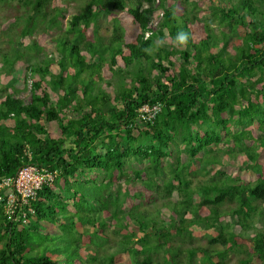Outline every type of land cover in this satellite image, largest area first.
Returning <instances> with one entry per match:
<instances>
[{"label":"trees","instance_id":"16d2710c","mask_svg":"<svg viewBox=\"0 0 264 264\" xmlns=\"http://www.w3.org/2000/svg\"><path fill=\"white\" fill-rule=\"evenodd\" d=\"M9 1L2 64L23 59L21 37L42 58L0 86V178L31 163L55 179L22 205L26 222L0 205V264H264V228L252 239L191 230L224 216L247 230L264 204V0H80L69 15L67 0ZM100 14L117 21L109 34ZM127 72L115 93L102 87ZM242 154L252 180L234 177ZM121 181L126 210L107 190ZM119 234L127 255L109 250Z\"/></svg>","mask_w":264,"mask_h":264},{"label":"rangeland","instance_id":"374dc122","mask_svg":"<svg viewBox=\"0 0 264 264\" xmlns=\"http://www.w3.org/2000/svg\"><path fill=\"white\" fill-rule=\"evenodd\" d=\"M76 1H80V0H67V3H66L65 7L68 10V15L72 14V13H76V9L74 7L75 6L74 3ZM217 2L221 3L222 1L221 0H217ZM9 3H12V6L13 5H17V0H10ZM7 10H10V7L3 6L2 4H0V50H2V51H4L6 49V47L11 45L10 43H7L5 41V36L6 35H4V33L7 34V35H10L8 33V31H9L8 27H10V23L7 22V17H5L3 15V14L6 13ZM158 18H159V16H155V15L153 16V18H152L153 19V21H152L153 23H151L153 28L156 27V25H154V24H156L155 22H157ZM99 19L102 21L101 27H99V30L101 32L106 30L107 34H109L111 32V28H112L113 23L117 22L113 18L111 19V17H109V16H107L105 14H100L99 15ZM5 24H7L8 27L5 26V28H4L3 26ZM5 31H7V33ZM10 32H13V31L11 30ZM241 33L242 32L240 31L239 33H237L234 36V41L236 43L239 42V35ZM11 36L12 37L16 36V34L13 33V34H11ZM161 42L166 44V45H169V44L172 43V40H171V38L168 35H166V36H164L161 39ZM30 43H31V40L28 37H21L19 40L16 41V43L14 44L15 47L18 48L20 51L25 52V56H23L22 60H20L16 64L12 65L10 69L5 67L2 64L1 60H0V86L4 85V84L9 86L10 84L12 85L15 81H17L15 75H13V72L15 71V69L17 67L22 66L25 63L34 64L35 62H37V59H41L42 58L41 55L35 57L34 53H31L30 51H27L25 49V46L27 44H30ZM173 45H175V42L173 43ZM128 76H130L129 72H127V73H125L123 75H115L110 80V84L106 85L105 83H102L101 85H102L103 88L111 91L110 93H115L116 90H117L116 88L120 84L119 80H121L123 77H128ZM28 80H30V79H28ZM29 82L30 81H27L28 87H27L26 91L19 94L20 96H22L23 100L26 101V102H29L30 95H31V85H29ZM0 100H1V98H0ZM157 106H159V105H157ZM226 116L230 119L229 112L226 114ZM235 123H236V120L234 118H231V120L229 121V124H228L229 132L235 131L237 129V125ZM56 126H57L56 121L52 122L49 125V129L50 130H55ZM102 138L106 139L105 136H103ZM180 147L182 148L183 146L180 145ZM227 149H228L227 145H225V147L217 148L216 150L219 151L222 154L221 156L223 158H225V155L228 152ZM133 161L140 163L139 159L133 158V159L129 160L128 164H131V162H133ZM236 164H237V169L238 170L234 174V177H236V178H245V179H248V180H252V179L255 178V175L252 172H250L247 169V167L245 166L243 154L237 156ZM192 167L196 168L197 165L196 164L192 165ZM203 177H204V179H208L207 176H203ZM87 190H90V189L86 188V191ZM107 190H108V194H111L116 200L119 201V206L118 207H120L121 210H126L127 207H128V204H127L128 203V196H127L125 184L121 181L116 186L108 187ZM174 195H176V193ZM65 197L68 198L69 195L66 193ZM194 199L195 200L199 199V193H195L194 194ZM70 200L71 199H69L68 203L71 204ZM220 227L228 228V229H230L231 231H233L235 233L241 234L243 237L252 239L256 229L264 228V204L260 207V212L256 216H254V218L251 220V226L247 230L241 231V229H240V227H239V225H238V223L236 221V218L234 216H224V217H222L219 220V222L216 225V227L213 228V229H210V230H205L204 228L199 227V226H193L191 230L193 232L192 234H195L196 236L203 237V238H213V237H215L217 235ZM122 239H123V235L119 234L116 243H114V245L112 247H110V249H109L110 252L127 255L126 254V246L122 243ZM48 254H50L55 260L64 261V259H60L62 257V255L60 253H50V252H48ZM93 254H94V252L92 250L88 249V250H85V251L82 252L80 258H82L86 262H89L88 260ZM196 257H197L198 261H200V259H201L200 256L196 255Z\"/></svg>","mask_w":264,"mask_h":264},{"label":"built area","instance_id":"2783aa9c","mask_svg":"<svg viewBox=\"0 0 264 264\" xmlns=\"http://www.w3.org/2000/svg\"><path fill=\"white\" fill-rule=\"evenodd\" d=\"M159 19L162 17V12L158 13ZM157 23V22H155ZM156 25V24H155ZM150 27L152 25L150 24ZM152 30V29H151ZM151 30L147 31L145 36L151 33ZM159 110V106L153 105L149 107L148 105H143L139 108V114L143 117H151ZM54 175L46 167L39 166L31 163H26L21 165L13 176H6L0 178V205L3 207L10 204L6 208V215L9 219L13 221L22 220L26 222L27 211L33 212L32 208L22 207V205L28 204L29 199L35 198L38 190L45 184H51ZM4 191V192H3ZM6 196L3 202L4 197ZM5 203V204H4ZM18 208H22V215L14 217L13 211Z\"/></svg>","mask_w":264,"mask_h":264},{"label":"clouds","instance_id":"9594fccd","mask_svg":"<svg viewBox=\"0 0 264 264\" xmlns=\"http://www.w3.org/2000/svg\"><path fill=\"white\" fill-rule=\"evenodd\" d=\"M155 16H158V14H155ZM152 21H153V19H152ZM151 21V23H153ZM158 21H160V19L158 18V20H157V23H158ZM157 23H156V25H157ZM155 25V24H154ZM156 28V27H155ZM153 30L154 28L153 27H150V29L149 30ZM146 34V33H145ZM151 34V33H150ZM50 171V170H49ZM51 172V171H50ZM53 173V175H54V178H53V181H52V183L51 184H53V182H54V179H55V173L54 172H52ZM51 184H45V185H51Z\"/></svg>","mask_w":264,"mask_h":264}]
</instances>
